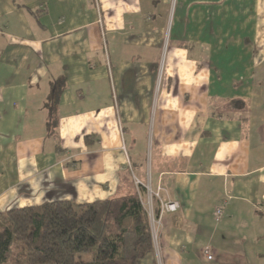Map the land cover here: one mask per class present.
Segmentation results:
<instances>
[{"label":"crops","instance_id":"1","mask_svg":"<svg viewBox=\"0 0 264 264\" xmlns=\"http://www.w3.org/2000/svg\"><path fill=\"white\" fill-rule=\"evenodd\" d=\"M131 172L178 203L139 264H264V0H0V212Z\"/></svg>","mask_w":264,"mask_h":264},{"label":"trees","instance_id":"2","mask_svg":"<svg viewBox=\"0 0 264 264\" xmlns=\"http://www.w3.org/2000/svg\"><path fill=\"white\" fill-rule=\"evenodd\" d=\"M53 96L54 91L48 127L55 128ZM138 192L83 203L53 199L1 211L0 264H139L152 252L153 239ZM30 251L38 254L36 263Z\"/></svg>","mask_w":264,"mask_h":264},{"label":"built area","instance_id":"3","mask_svg":"<svg viewBox=\"0 0 264 264\" xmlns=\"http://www.w3.org/2000/svg\"><path fill=\"white\" fill-rule=\"evenodd\" d=\"M139 182V181H138ZM150 191V190H149ZM152 195V193H151ZM152 196H155L158 198V193H155V195L153 194ZM148 206L146 207L148 212V216H149V222H150V226L152 228V237H153V241L156 243V228H157V224L160 223V219L163 213L165 212H173L176 211L178 209V203L175 201H160V207H159V211L157 213H155L153 207H152V202L148 201ZM223 204L221 203L218 206H216L215 210H214V219L215 221H218L223 213ZM204 254L206 255L207 259H211L212 255L210 253V249H205L204 250Z\"/></svg>","mask_w":264,"mask_h":264},{"label":"rangeland","instance_id":"4","mask_svg":"<svg viewBox=\"0 0 264 264\" xmlns=\"http://www.w3.org/2000/svg\"><path fill=\"white\" fill-rule=\"evenodd\" d=\"M159 74H160V71H159ZM129 178H130V182H131V187H130V192H134V191H139L138 192V195L140 196L141 195V198H142V201H143V205H144V207L146 208L147 206H148V201H151V202H154V197L155 196H152L153 194L155 195V191H153V190H151L150 189V187H149V185L147 184V183H145L144 185H143V188H139V186H140V184H142L138 179H136V178H134V173L133 172H131L130 173V176H129ZM139 181V182H138ZM143 189V193H141V190ZM150 190V191H149ZM151 193H152V195H151ZM129 194V193H128ZM72 200V199H71ZM72 201H74V200H72ZM75 202V201H74ZM75 203H77V202H75ZM41 204V203H40ZM39 205V204H38ZM30 206H35V205H30ZM152 207H153V203H152ZM146 210H147V208H146ZM148 210H147V214H148ZM149 217V216H148ZM150 224V223H149ZM150 229H151V236H152V228H151V226H150ZM156 233H157V235H156V237H157V239L156 240H158V230H157V228H156ZM152 239H153V237H152ZM157 242V241H156ZM156 246H157V243H155L154 241H153V250L156 248ZM152 250V251H153ZM29 256H30V261L32 262V263H36L37 261H38V259H39V256H38V254H36L35 252H33V251H30L29 252ZM206 256V255H205ZM85 258H89V255H85L84 256Z\"/></svg>","mask_w":264,"mask_h":264}]
</instances>
